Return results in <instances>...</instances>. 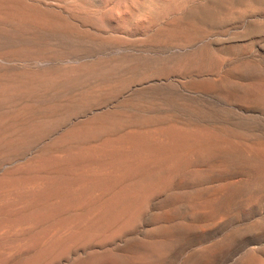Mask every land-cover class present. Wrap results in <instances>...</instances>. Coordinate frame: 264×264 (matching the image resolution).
I'll list each match as a JSON object with an SVG mask.
<instances>
[{
    "label": "bare ground",
    "instance_id": "6f19581e",
    "mask_svg": "<svg viewBox=\"0 0 264 264\" xmlns=\"http://www.w3.org/2000/svg\"><path fill=\"white\" fill-rule=\"evenodd\" d=\"M200 1L142 38L170 57L70 63L89 47L6 46L21 26L66 25L0 0V264H218L237 240L264 234V224L224 232L264 194V138L249 128L264 122V65L225 64L229 47L186 51L264 33V0ZM245 257L232 263H253Z\"/></svg>",
    "mask_w": 264,
    "mask_h": 264
},
{
    "label": "rangeland",
    "instance_id": "374dc122",
    "mask_svg": "<svg viewBox=\"0 0 264 264\" xmlns=\"http://www.w3.org/2000/svg\"><path fill=\"white\" fill-rule=\"evenodd\" d=\"M23 1L28 4H34L36 7L40 9H44L45 11H51L53 14L57 12V14L55 13L56 14L55 16H57L59 21L63 22L66 25V28H62V29L61 28H58V29L57 28H53V29L52 28H41V29L38 28L37 29L36 27L24 25V26L19 27V31L21 33L19 36H16L18 39L13 41L14 43L7 42L5 43V45L6 46L14 45V46H24V47H35L41 50L42 49H65V48L69 49V48L77 47V46H79L77 48L80 49L83 44L87 45L90 50L88 49L87 52L78 50L75 55L76 57L73 56L72 57L73 59H70L68 61L71 63V61H75V60L76 61H79V60L81 61L85 59L95 60V58L96 59L100 58L104 61H108L117 56L121 57L122 59H128L129 57H131V55L132 56L137 55L138 57L145 56L147 58H153V59H165L168 56L170 57L169 52H164L165 53L164 54V53H160V52H156V51L144 48L143 47L144 45H142V41L148 37L146 36V34L149 35L151 33L149 31L154 30L153 28H155L157 25L162 23L163 20L167 18V16L169 17V15H172V14L184 15V11L187 8H189L194 3L195 4L199 3L200 0L199 1L198 0H155L154 1L155 8L153 5L154 2H152L153 0H151V2L150 0H147L150 3V5L152 3V5L150 6L151 8L153 7L151 11L142 10L141 7L137 6L138 3L136 1L142 2L143 0H23ZM193 1H196V2H193ZM262 5L264 6L263 3L260 4V6ZM261 8H262V12H261L262 14L264 13L263 12L264 7H261ZM153 9H155L154 10L155 13H153ZM261 14H258L255 17L256 21L260 22L261 20L262 21L264 20V14L262 15ZM61 19H63L64 21ZM243 24H245V27L250 25L249 22H244ZM235 27L236 25L234 26V28ZM29 31H30V35L26 36L25 34H29ZM234 31H236V29ZM111 35L112 37H110ZM143 37L144 39H142ZM25 38H30V39H25ZM112 38L116 39L115 41L117 42V45H108V47L102 48V50L95 48L96 47L95 44L97 42L101 40H109V42H111ZM262 39L264 40V33L257 35V37L255 36L251 39L241 37L238 43H236L235 45L232 43L231 45L230 43L228 44L224 43L221 45V44L211 42L210 40H206V42L204 40V42H197V43L195 42V44H191L190 46H188L189 48L187 47L186 51L188 50L187 52H193L194 49L196 50L199 47H204L205 50L208 51V53L209 52L216 53L218 49L220 50L221 48L229 47L227 50H225L224 52L225 54H223V56L227 60L225 64H228L230 62L234 64L236 62V63H257V64L264 65V41ZM118 46L119 48H124V49L120 50ZM124 46L125 47L128 46L126 49L128 52L126 53H125ZM113 47L115 48L117 47L116 49H118L119 51H117ZM129 48L130 49L132 48V51L129 50ZM111 49L114 51H111ZM135 51H138V52L136 53ZM113 53L114 54L116 53V54L114 55ZM149 53H151L152 55H150ZM89 56H91L90 59H89ZM48 59L51 65L63 64L64 62L66 64L68 63L65 61V58L61 60L60 57L53 56V57H49ZM206 106L213 107L212 105H207V104ZM230 122L238 124L239 121L233 120ZM250 123L251 124L249 125L250 126L249 128H251V126L253 128L251 132L254 135H258V137L264 138V122L262 120L260 121V119L257 118V119H252ZM253 125L256 127L255 129ZM263 196L264 194L261 196V199L259 202L254 204V206L252 205V207H250L247 210L248 212H246L245 216L242 215V218H240V220H237V222L240 223L241 226H239V224L236 222V224L235 223L234 224L237 227L234 226L233 224L232 226H229L228 228H226L227 230L225 229L224 232L226 231L225 233H231L234 230H239L241 228L243 229L244 227L245 229H254L258 225H263L264 224V197ZM243 217L244 218L246 217V218L244 219ZM230 227H231L230 229L231 231L228 230ZM233 228H236V229H233ZM212 235L217 236V237H213ZM212 235L208 234L204 238L196 239V241L192 245V249H196L197 251L198 250L200 251V248H201L200 246H202L203 248L211 243H217L219 242V240L222 239L221 238L222 234L220 233L216 235L215 234H212ZM263 235L259 236L260 238L255 237V235L253 236L250 235L249 238H242V239L237 240V242L233 246L230 247V250L229 251L227 250V252H230V253L225 252L224 254V257L227 258L226 259L227 261L225 262V259L223 257L222 258L223 261L221 260L218 264H224V263L234 264L232 263L234 262V259H238L237 257L239 258L245 257L246 254L248 255L246 257H250L249 259L251 262L248 259L250 263H252L253 261L252 264H257V263L264 264L263 263L264 262L263 261L264 259V255H263L264 254V237H262ZM253 237H255L256 239H254ZM251 250L253 252V253L251 252L252 254L248 252ZM252 255L255 257L254 259ZM256 257H258V260L256 259Z\"/></svg>",
    "mask_w": 264,
    "mask_h": 264
}]
</instances>
